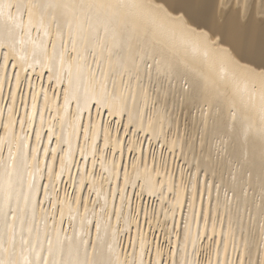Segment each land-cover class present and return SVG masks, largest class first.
<instances>
[{
  "label": "snow or ice",
  "instance_id": "1",
  "mask_svg": "<svg viewBox=\"0 0 264 264\" xmlns=\"http://www.w3.org/2000/svg\"><path fill=\"white\" fill-rule=\"evenodd\" d=\"M0 16V264H264V0H16L0 4ZM189 105L197 117L181 131L176 113ZM141 132L163 140L159 168L153 152L148 170ZM185 150L192 164L170 171L164 152L184 159ZM109 157L124 188L109 193L111 204L86 202L85 192L95 194L94 170L107 171ZM142 167L154 182H133ZM129 186L140 195L130 198ZM145 193L159 207L144 203ZM242 206L256 213L261 236L232 260L215 237L225 227L233 236ZM37 209L47 246L31 248L23 235L34 231ZM97 214L108 225L103 237L89 219ZM160 217L173 223L166 244L141 227ZM204 240L209 245L198 251Z\"/></svg>",
  "mask_w": 264,
  "mask_h": 264
},
{
  "label": "bare ground",
  "instance_id": "2",
  "mask_svg": "<svg viewBox=\"0 0 264 264\" xmlns=\"http://www.w3.org/2000/svg\"><path fill=\"white\" fill-rule=\"evenodd\" d=\"M16 0H0V4H7V3H15ZM11 12L13 14L16 13V9L13 7L11 9ZM27 19V17H25V20ZM3 23V17L0 16V24ZM32 37L34 39L37 38V34L35 32L32 33ZM177 44L179 46V41L177 40ZM190 60V57H189ZM39 70V69H38ZM105 71H107V69H105ZM146 87H148V85L146 84ZM153 99L155 100H159V97H153ZM164 104H166L167 106V111H171L172 110V106H173V101L171 97H166L165 98V102ZM164 104L161 103H157L156 104V108L160 109L162 107H164ZM143 111L148 115V116H152L151 112H148L147 107H145L143 109ZM197 117V111H196V107L194 105H189L187 107H185L183 109L182 112L178 111L176 113V119L178 124L181 126V131H183V126L185 124H187L189 127H191L193 121L196 120ZM153 118V123L155 124V117L152 116ZM115 119H117L118 121L120 120V117H116ZM256 119H259V113H256ZM125 125L127 124V121H124ZM161 123L164 125L163 130L166 132L168 130V125L167 122L165 121H161ZM160 125H157V129L159 131ZM65 134L70 136L71 135V129L70 128H66L65 129ZM121 139L123 140L124 137L121 136ZM129 140H135V136H129L128 137ZM169 140L172 139V137L169 135L168 137ZM140 140L142 143H144L145 147H144V154H143V158L144 160L147 162V167L148 170L150 171L153 167V164L150 160V154L155 152L156 153V164L155 167L159 168L160 165V155L157 156V151H162V145H163V140H159L154 138L153 135H148L147 132H141L140 133ZM156 149H158L156 151ZM16 149L13 148V152H15ZM5 155H7V152L5 151L4 153ZM137 156H139V151L136 153ZM181 154L179 151L175 152V155L173 156H169V154L167 152H164V157L165 159L168 161V165H169V170L171 171L173 168H176L177 170H179L180 168H186L188 166H190L192 164V157L187 153V150H185V156L184 159L180 158ZM132 158V154L131 153H125V167H127V161L129 159ZM77 161L79 160V157L76 158ZM185 159L188 161V164L185 165ZM110 161H111V157H109V164H107L105 167L107 169V171H104L103 169L97 167L94 171L96 173V180L97 183L94 186L95 187V194H93L90 198L87 195V192L84 193V199L87 202L89 199L93 200V201H99V202H103L105 199L109 200V204H111V199L109 196L110 192H115L117 190V188L123 189L124 185L121 182H118L117 180L112 178V169L110 167ZM129 172H131V169H128ZM93 171L91 168H89V172ZM103 171L104 175L103 177H101L100 173ZM83 174V173H82ZM71 178L73 180L77 179V174H76V170L74 169L71 173ZM69 180V176L67 174H65L64 176V181L65 183H67ZM111 180V185L108 183V181ZM156 180V176L155 174H151V175H147L145 173V169L142 167L140 169V173L139 175H134L133 176V182L136 184H145L148 182H154ZM204 183H205V178L203 176L200 177V187H201V191H203L204 188ZM208 184L209 187L211 188L212 185V178L209 177L208 178ZM60 185H58L59 187ZM72 187L69 184L68 186V191L69 194L72 193ZM77 192L79 194V188L77 187ZM127 195L130 198H135L137 196L140 195V189L139 188H134L132 186H129L127 189ZM213 196H215V193L213 192ZM158 197L156 196H152L149 195L148 193L144 194L143 197V201L146 204H156L157 207H159V204H157ZM43 202V201H42ZM137 204L140 203L139 200L136 201ZM45 206H47L46 202ZM13 207H15V205H13ZM207 211V208L205 209ZM97 213H99V210H97ZM170 215V214H169ZM213 215H215V213H213ZM59 218L57 217V220ZM90 220H93L94 223H100L102 225V230H101V236L103 237V230L104 228L108 227L107 223L105 221H103L99 215L97 214V216L93 219L92 217H89ZM188 222V215L187 213H183V214H177L176 220H175V232L176 233H183L184 231V224H186ZM75 223V222H73ZM52 224H53V220L51 216H48L46 218V225H47V229H51L52 228ZM112 226L115 227V221H112ZM121 229H123V225L121 224ZM141 227L144 229L145 232H149V239H156L157 242L160 243L161 240H163L162 244H166L167 241V237L173 235L172 233V229H173V223L171 222V220L169 218L166 217H160L158 221L153 222L150 226L145 227L143 224H141ZM33 228L34 231L32 232V234L29 236V234L27 233V229L25 228L24 231V235L23 238L25 241H30V247L31 248H36L37 244L41 245V246H47V241L45 239V224L41 221V212L40 209L36 210V220L33 224ZM232 228H233V236L229 237L228 232H227V227H225L224 230V235L223 237L219 234V230H218V234L215 237V240L217 242H220L221 239H223L224 243L226 245H228V250H229V259L234 260L236 258L237 255L243 257L244 253H245V244L248 245L249 250H251L252 245L255 243H258L260 240V236H261V221L258 219L257 215L255 212H252L251 217H249L248 215H245L244 213V208L243 206L241 207V221L240 223H237L235 220L232 221ZM64 229L67 232L68 236H72V232L69 229V224H68V217L67 214L65 215V224H64ZM37 232H39V240H37ZM123 235V232H122ZM20 236H21V232H20V228L19 226L17 227V236H16V245H17V250L20 251ZM158 236V237H157ZM50 238V237H49ZM63 233L61 234V239H63ZM132 238L135 239V232L132 233ZM77 239H79V236H77ZM93 242H95V232L93 231V237H92ZM0 243H2V237H0ZM210 241L208 240H204L202 242V248H198V251H201L202 249H206L207 246L209 245ZM124 244L126 246L127 244V240H124ZM233 245L235 247V249H237L238 251H233ZM172 246L175 248L176 247V241H175V237H173V241H172ZM191 250V249H190ZM29 251V245L25 244L24 247V252L25 254H27ZM120 248L117 247L116 248V254L117 256H119L120 254Z\"/></svg>",
  "mask_w": 264,
  "mask_h": 264
},
{
  "label": "rangeland",
  "instance_id": "3",
  "mask_svg": "<svg viewBox=\"0 0 264 264\" xmlns=\"http://www.w3.org/2000/svg\"><path fill=\"white\" fill-rule=\"evenodd\" d=\"M157 150H158V149H156V151H157ZM158 153H159V154H158ZM157 154H158L157 156H159V155H160V151H157ZM157 237H158V236H157ZM155 240H156V239H155ZM161 242L163 243V240H161L160 243H161Z\"/></svg>",
  "mask_w": 264,
  "mask_h": 264
}]
</instances>
